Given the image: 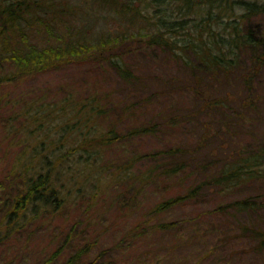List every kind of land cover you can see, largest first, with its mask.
Wrapping results in <instances>:
<instances>
[{
  "label": "trees",
  "instance_id": "obj_1",
  "mask_svg": "<svg viewBox=\"0 0 264 264\" xmlns=\"http://www.w3.org/2000/svg\"><path fill=\"white\" fill-rule=\"evenodd\" d=\"M263 14L258 0H0V120L14 152L0 178L5 234L54 213L87 180L96 197L122 183L143 198L166 183L147 216L214 194L215 213L258 214L260 223L238 219L235 236L264 253V30L251 24ZM71 67L112 72L124 100L110 99L117 88L50 100L15 93ZM151 140L159 147L141 148ZM252 184L254 194L232 198ZM146 218L126 236L175 228Z\"/></svg>",
  "mask_w": 264,
  "mask_h": 264
},
{
  "label": "rangeland",
  "instance_id": "obj_2",
  "mask_svg": "<svg viewBox=\"0 0 264 264\" xmlns=\"http://www.w3.org/2000/svg\"><path fill=\"white\" fill-rule=\"evenodd\" d=\"M258 2L264 3V0ZM251 24L264 30V14L255 17ZM155 55L158 53L151 57L157 58ZM144 61L151 62V59ZM156 63L154 70L159 72L158 58ZM6 71L7 67L0 65V75ZM114 88L118 92L111 94ZM66 91L82 96L92 92L106 95L109 91L114 102L123 101L125 96L112 72L102 73L92 67L67 68L29 80L15 89L16 95L31 93L47 100L61 97ZM116 115L113 113V118ZM178 134L181 138L184 136L182 132ZM4 136L5 121L0 120V178L9 168L14 153L7 148ZM155 147H159L155 140L145 141L141 146L144 150ZM117 154V149L112 148L103 157L109 161ZM100 167L95 177L103 179ZM255 189L256 185L252 184L232 198L254 194ZM94 190L90 181H84L79 193L72 190L68 202L57 211H40L37 217L8 235L4 231L5 208L0 204V264H63L81 249L86 252L77 264H264V253L247 252L252 240L235 236L238 219L256 224L260 223L258 214L233 218L215 213L214 207L221 201L217 195L208 194L155 217L147 214L153 203L171 191L166 183L148 189L143 198H135L133 191L122 183L98 191L97 197L93 195ZM28 216L31 217L29 212ZM145 217L150 224L173 222L175 228L166 233L146 231L141 238L127 237V232ZM58 249L59 253L53 256Z\"/></svg>",
  "mask_w": 264,
  "mask_h": 264
}]
</instances>
